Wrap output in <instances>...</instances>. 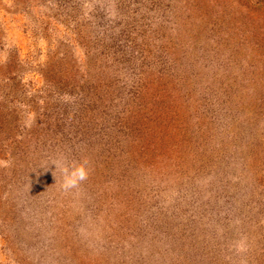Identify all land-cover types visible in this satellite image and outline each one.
<instances>
[{
	"label": "rangeland",
	"instance_id": "obj_1",
	"mask_svg": "<svg viewBox=\"0 0 264 264\" xmlns=\"http://www.w3.org/2000/svg\"><path fill=\"white\" fill-rule=\"evenodd\" d=\"M29 1L0 0V264H264V0Z\"/></svg>",
	"mask_w": 264,
	"mask_h": 264
},
{
	"label": "trees",
	"instance_id": "obj_2",
	"mask_svg": "<svg viewBox=\"0 0 264 264\" xmlns=\"http://www.w3.org/2000/svg\"><path fill=\"white\" fill-rule=\"evenodd\" d=\"M33 1V3H34V5L36 6V7H40V9H41V7H42V3H41V0H32ZM30 3H32L31 1H29ZM32 3V4H33ZM43 3H44V0H43ZM56 5H58V3H57V1L56 2H54ZM62 14H60L59 16H62L63 14H64V16H67V17H69V18H65V19H69L68 20V22H69V25L67 26H64V25H62L61 26V31L60 32H62V33H64V34H66L67 36H65V38L63 39L64 41H65V45L66 46H77L78 48H80V49H82L83 51V55H84V60H85V58L87 57V54L88 53H92V54H94L95 55V58H96V60L97 59H108V57L110 58V61H115L116 60V55L117 54H115V51H113V50H111V48H107V47H105V46H100V48H95V47H93L92 49H87V47H85L84 45L85 44H83L84 43V41H83V37H84V29L83 30H81V28H80V31L79 30H74V28L75 27H78V26H80L81 24H79L78 22H79V20H78V18H79V16L76 14L75 16L74 15H72L71 14V17H70V14L69 13H65V12H61ZM89 15V14H88ZM74 16V17H73ZM64 21H67V20H64ZM82 21V20H81ZM80 21V22H81ZM69 27H71V28H73V29H71V28H69ZM70 30H69V29ZM83 41V42H82ZM111 47V46H110ZM130 48V47H129ZM109 50H111L112 52H110ZM129 52H130V50H128ZM65 53H67V55L66 56H68L69 55V52H63V55L65 54ZM122 54H125V55H129L128 54V52H122ZM89 55V54H88ZM70 56V55H69ZM83 58V57H82ZM145 58H143L142 60H144ZM86 77H87V75H86ZM89 83V82H88ZM98 85H99V82H98V80H96V81H94V82H92L91 81V83H89V86H91L93 89H92V91H95V90H98ZM95 94H97V91L93 94V92H92V94H91V98L89 97L88 99H86V100H83L82 102H81V105H87V106H89V105H94V101H95V99L93 98V96L95 95ZM99 107H101L100 105L99 106H97L96 108H99ZM75 109V108H74ZM104 109V108H103ZM102 109V110H103ZM105 113V112H104ZM104 113H102V114H104ZM108 115H109V113H105V115L103 116V118H107L108 117ZM72 121V120H71ZM78 123V122H77ZM79 125H80V128L82 129L84 126L83 125H85V122H80V123H78ZM93 127H95V126H93ZM81 133L83 134L84 132H83V129H82V131H81ZM18 144V146L21 144V143H17Z\"/></svg>",
	"mask_w": 264,
	"mask_h": 264
},
{
	"label": "clouds",
	"instance_id": "obj_3",
	"mask_svg": "<svg viewBox=\"0 0 264 264\" xmlns=\"http://www.w3.org/2000/svg\"><path fill=\"white\" fill-rule=\"evenodd\" d=\"M63 174V182L61 187L65 190L77 188L81 182L87 179V169L82 163H73L57 165Z\"/></svg>",
	"mask_w": 264,
	"mask_h": 264
}]
</instances>
